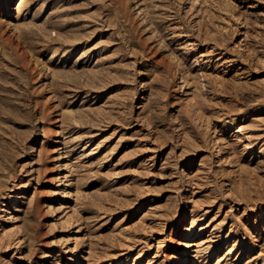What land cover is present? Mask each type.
<instances>
[{
    "label": "rangeland",
    "instance_id": "obj_1",
    "mask_svg": "<svg viewBox=\"0 0 264 264\" xmlns=\"http://www.w3.org/2000/svg\"><path fill=\"white\" fill-rule=\"evenodd\" d=\"M20 1L0 264H264V0Z\"/></svg>",
    "mask_w": 264,
    "mask_h": 264
},
{
    "label": "bare ground",
    "instance_id": "obj_2",
    "mask_svg": "<svg viewBox=\"0 0 264 264\" xmlns=\"http://www.w3.org/2000/svg\"><path fill=\"white\" fill-rule=\"evenodd\" d=\"M27 2H28V0H21L19 2L18 9H17V15L15 17L16 20H18V16H19V13H20V8L23 5L27 4ZM15 3H16V0H0V46L2 48L1 51L3 49H8L10 55L14 59H16V60H18L20 62V65L22 66L23 69H25L28 72H32L35 69V64L33 62L34 59H32V56H31L29 50L26 48L25 43H23L24 41L21 38L24 33H22V31H20V32L17 31L18 33L16 34L15 30L13 31V28L9 27V25L11 23V20H7L6 19V17L9 14H11L10 11L13 9V4H15ZM15 28H18V26H16ZM48 130H50V129H48Z\"/></svg>",
    "mask_w": 264,
    "mask_h": 264
}]
</instances>
